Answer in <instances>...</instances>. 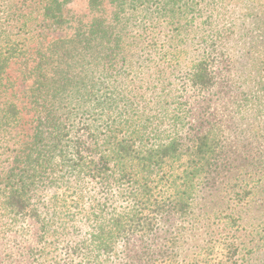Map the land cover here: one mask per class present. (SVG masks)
Listing matches in <instances>:
<instances>
[{"label":"trees","instance_id":"trees-1","mask_svg":"<svg viewBox=\"0 0 264 264\" xmlns=\"http://www.w3.org/2000/svg\"><path fill=\"white\" fill-rule=\"evenodd\" d=\"M108 1L121 13L155 3ZM64 4L53 0L44 16L61 26ZM102 4L90 0L94 11ZM4 34L0 77L17 55ZM127 63L121 39L105 21L40 53L30 90L38 125L26 144L13 142V166L0 184V223L37 222L40 236L30 253L43 264L255 263L262 253L258 236L252 232L249 248L237 237L240 216L212 209L208 198L229 166L224 132L213 125L194 135L189 104L179 97L159 94L153 106L143 105L127 92ZM214 81L210 66L191 73L199 92L210 91ZM22 119L11 100L0 106V143ZM254 168L243 192H235L241 205L253 192ZM210 211L224 234L185 255L188 236L211 222ZM135 237L141 251L127 260L124 249Z\"/></svg>","mask_w":264,"mask_h":264},{"label":"rangeland","instance_id":"rangeland-1","mask_svg":"<svg viewBox=\"0 0 264 264\" xmlns=\"http://www.w3.org/2000/svg\"><path fill=\"white\" fill-rule=\"evenodd\" d=\"M52 1L0 0V42L7 33L17 51L0 77V106L11 100L23 118L21 128L0 143V184L13 166L18 148L13 142L26 144L38 125L30 90L40 53L55 41L73 39L80 28L105 21L124 47L128 93L149 106L159 94L167 100L179 97L189 104L194 135L213 125L224 132L225 161L231 166L208 191L210 205L240 216L244 228L237 237L251 248L252 232L258 236L262 253L253 264H264V0H176V6L155 0L125 13L108 0L97 11L90 0H60L65 2L61 26L44 16ZM198 66H210L214 73L215 86L208 92L191 87ZM252 168L257 173L251 177L254 189L241 205L235 192H243ZM211 215L202 231L188 236L185 255L224 234L223 225L213 226L215 213ZM9 224L0 223V264H43L30 253L40 236L37 222L26 217ZM140 244L132 239L124 249L127 260L140 253Z\"/></svg>","mask_w":264,"mask_h":264}]
</instances>
